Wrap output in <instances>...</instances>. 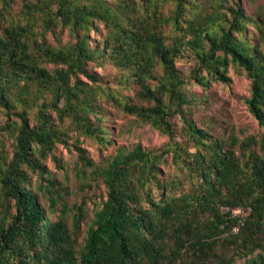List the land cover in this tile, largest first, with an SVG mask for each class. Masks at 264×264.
<instances>
[{
    "label": "trees",
    "instance_id": "1",
    "mask_svg": "<svg viewBox=\"0 0 264 264\" xmlns=\"http://www.w3.org/2000/svg\"><path fill=\"white\" fill-rule=\"evenodd\" d=\"M20 1L15 21L9 11L15 0H0V133L14 140L10 158L0 149V264H236V258L264 264L261 253L246 259L264 235V18L246 13L237 0H211L209 9L198 0ZM99 25L104 37L90 43L88 33ZM58 27L75 42L49 43L45 34L56 36ZM181 57L193 62L187 76L177 68ZM90 62H110L119 72L117 86L134 84L147 105L121 101L116 89L102 87ZM230 64L249 79L244 102L262 131L242 141L213 138L189 117L194 98L186 78L204 89L228 84ZM104 99L167 135L168 143L118 149L96 168L105 198L79 242L85 200L72 206L71 225L65 204L52 218L62 195L47 179V212L30 188L31 174L44 179L37 156L67 145L49 109L61 125L111 144ZM168 154L174 173L163 177L159 162ZM80 158L92 167L82 151ZM246 206L242 225L220 210Z\"/></svg>",
    "mask_w": 264,
    "mask_h": 264
},
{
    "label": "rangeland",
    "instance_id": "2",
    "mask_svg": "<svg viewBox=\"0 0 264 264\" xmlns=\"http://www.w3.org/2000/svg\"><path fill=\"white\" fill-rule=\"evenodd\" d=\"M198 2L204 9L210 8L211 0H198ZM237 2L246 13L254 16L261 15L264 18V0H237ZM228 3L233 5L232 0H228ZM21 7L22 2L15 0L9 9L10 18L20 21ZM169 8L170 5L167 4L164 11ZM247 31L256 36V30L252 26H248ZM56 33L54 36L47 32L45 39L53 45L75 42V38L65 28L58 27ZM104 33L105 30L102 25H99V31L90 30L88 33L90 43L94 40H101ZM262 49L264 52V46ZM45 65L52 68L51 63H45ZM87 68L99 76L102 87L116 89L121 101L147 105L145 101L138 100L136 95L138 88L134 84L125 88L117 86L116 78L119 72L110 62L102 64L90 62L87 64ZM177 68L184 76H187L193 68V62L191 59L181 57L177 61ZM228 75L231 78L230 83L211 82L206 89L200 87L194 80L186 78L185 89L189 92V97L194 98L189 105L191 121L196 127L206 130L213 138L229 140V137L234 136L242 141L250 135L262 134L244 102L245 98L249 96V79L241 70L234 68L231 64L228 67ZM81 79L86 81L84 78ZM101 105L106 115L104 125L107 127V133L112 140L111 144L106 147L102 146L98 141L78 133L68 122L61 125V122L57 120L56 116L54 117L52 110L49 109L48 112L60 130L65 131L67 145L57 143L52 153H48L45 158L40 155L37 156L45 171L44 179H39L36 174H31L30 188L38 194V201L47 212L49 210V195L45 189L47 179L55 181L56 189L62 195V200L56 207L57 211L49 212L52 218L59 214L61 204H65L68 209L67 221L71 225L72 206L79 205L82 200H85V217L80 224L79 242H82L85 232L94 218L95 211L100 208L102 199L105 198V187L98 177L96 168L104 167L107 158L110 155H115L118 149L127 152L135 146H140L144 150H158L166 147L168 143L167 135L151 128L148 124L141 123L135 116L125 113L115 101L104 99ZM35 111L34 108L28 114L30 124L34 123ZM1 119L5 121V115L1 114ZM9 120L18 121V118L11 115ZM173 122L177 130V140L180 141L181 123L179 117L175 116ZM13 144L14 140L10 134L7 132L0 133V149L4 148L9 158L12 155ZM80 151L93 163L92 167H89L80 158ZM159 167L163 177L174 173L170 154L161 158ZM261 243L260 249L248 255L246 259L257 257L259 253L264 256V235ZM231 254L232 252L229 255ZM244 261L245 258H236V264H245Z\"/></svg>",
    "mask_w": 264,
    "mask_h": 264
},
{
    "label": "built area",
    "instance_id": "3",
    "mask_svg": "<svg viewBox=\"0 0 264 264\" xmlns=\"http://www.w3.org/2000/svg\"><path fill=\"white\" fill-rule=\"evenodd\" d=\"M220 210L222 212L228 213L232 218L236 219L238 225H242L245 218L250 213V207H237V208H229V207H221ZM238 227H234L233 231L236 232Z\"/></svg>",
    "mask_w": 264,
    "mask_h": 264
}]
</instances>
